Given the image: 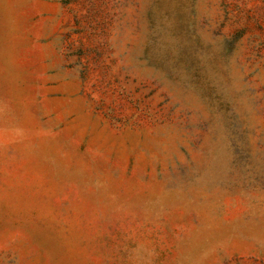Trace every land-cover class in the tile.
<instances>
[{"label":"rangeland","instance_id":"1","mask_svg":"<svg viewBox=\"0 0 264 264\" xmlns=\"http://www.w3.org/2000/svg\"><path fill=\"white\" fill-rule=\"evenodd\" d=\"M0 264H264V0H0Z\"/></svg>","mask_w":264,"mask_h":264}]
</instances>
